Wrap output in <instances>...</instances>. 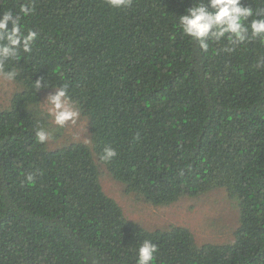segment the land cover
I'll use <instances>...</instances> for the list:
<instances>
[{
  "label": "trees",
  "instance_id": "obj_1",
  "mask_svg": "<svg viewBox=\"0 0 264 264\" xmlns=\"http://www.w3.org/2000/svg\"><path fill=\"white\" fill-rule=\"evenodd\" d=\"M29 2L21 23L37 40L0 111V264H136L146 239L155 264H264V44L201 50L172 19L193 0H0V11ZM65 84L92 144L51 151L36 136L50 126L42 94ZM106 146L117 153L107 163ZM100 165L153 206L224 189L240 211L234 241L130 221Z\"/></svg>",
  "mask_w": 264,
  "mask_h": 264
},
{
  "label": "clouds",
  "instance_id": "obj_2",
  "mask_svg": "<svg viewBox=\"0 0 264 264\" xmlns=\"http://www.w3.org/2000/svg\"><path fill=\"white\" fill-rule=\"evenodd\" d=\"M131 2L132 0H107L108 6L113 9L129 7ZM32 11L30 2L21 4L18 11H0V82H15L19 72L13 66L14 62L23 53H30L35 46L37 32L21 23ZM172 19L176 21L178 31L203 51L221 41H226L231 46L252 40L264 44V9L245 5L242 0H193L182 14ZM232 50V47L226 49L229 52ZM32 86L41 87L39 81ZM54 87V93L48 97V114L54 125L59 129L67 124L76 125L80 111L74 107L75 102L68 86L65 84ZM36 136L39 143H44L49 133L38 129ZM116 156L115 149L106 146L100 159L107 163ZM157 252L156 244L144 240L137 249L136 264H155Z\"/></svg>",
  "mask_w": 264,
  "mask_h": 264
},
{
  "label": "rangeland",
  "instance_id": "obj_3",
  "mask_svg": "<svg viewBox=\"0 0 264 264\" xmlns=\"http://www.w3.org/2000/svg\"><path fill=\"white\" fill-rule=\"evenodd\" d=\"M21 86L16 82H0V111L9 107L15 93ZM55 90L42 94V110L48 114V97ZM74 107L79 108L74 103ZM80 111V110H79ZM49 115V114H48ZM47 149L55 151L74 143L91 146V133L86 117L82 116L76 125L67 124L57 128L49 116ZM102 187L107 195L122 207L125 216L149 231L166 230L171 226L188 228L195 235L198 244H228L234 241V232L239 226L238 202L229 198L224 189H216L197 198H184L169 206H153L125 193V187L115 181L104 166H99Z\"/></svg>",
  "mask_w": 264,
  "mask_h": 264
}]
</instances>
